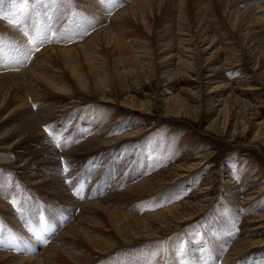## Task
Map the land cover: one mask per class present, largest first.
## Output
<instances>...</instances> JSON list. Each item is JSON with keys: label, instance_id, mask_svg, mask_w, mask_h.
I'll return each mask as SVG.
<instances>
[{"label": "rangeland", "instance_id": "374dc122", "mask_svg": "<svg viewBox=\"0 0 264 264\" xmlns=\"http://www.w3.org/2000/svg\"><path fill=\"white\" fill-rule=\"evenodd\" d=\"M95 1L40 0L21 17V0H2L0 11L8 18L15 15L17 26L0 19L12 30H0V77L31 67L48 47L71 48L85 43L103 25L100 15L110 18L138 0H113L114 6ZM258 2L263 11L264 0H244L241 9L252 14ZM92 3L99 9L95 14L89 10ZM189 5L185 12L194 30L198 6ZM178 12L180 9L168 6L156 13L150 19L155 30L151 36L141 26L128 36L130 42L144 34L151 42L148 65L136 62V67H131L138 69V79H129L130 95L149 101L150 112L131 111L115 101L113 94L102 99L74 85L70 97L44 89L37 96L30 94L34 113L53 112L60 105L65 111L42 126L43 137L35 135L13 149L0 148V201L7 207L5 210L0 203V252L39 256L48 247L65 242L66 250L93 254V264H264V221L259 219L264 216V133L260 132L264 128V80L258 75L264 65L256 71L253 57L232 51L241 50L240 37L215 10L216 15L206 12V19L211 21L208 25L214 36L232 43L226 49L231 56L225 60H231V66L211 78L208 66L199 73L191 70L181 74L183 66H176L179 59L184 63L195 57L193 62L198 63L201 54L178 49L176 33L166 31L168 34L161 32L163 37L157 36L165 25L178 24ZM39 33L46 38H37ZM162 38L169 42L167 53L177 58L162 59ZM259 39H264V32ZM237 59L241 62H233ZM216 63L213 66H221ZM140 70H145L146 76ZM173 70L176 73L172 77ZM167 75L171 77L168 81L164 77ZM67 78L73 81L69 75ZM174 97H179L190 112H173L168 100ZM18 118V114L0 113V134L16 129ZM88 142L100 145L89 152L75 153ZM52 149L57 158L50 153ZM29 155L32 164L20 169L18 166L24 164L20 157ZM4 159L14 163H1ZM196 162L201 164L194 167ZM162 173L168 176L167 184L151 196L130 194L133 186ZM86 202L141 217L186 203L192 205L186 218L174 220L158 237L137 239L127 245L109 229L105 214L87 215L103 225L92 229L84 223L83 229L92 236L120 243L100 255L81 239L55 242L61 232L75 224L82 214L80 205ZM240 239L255 244L238 255L235 248ZM43 259L44 264L49 263V258Z\"/></svg>", "mask_w": 264, "mask_h": 264}, {"label": "bare ground", "instance_id": "6f19581e", "mask_svg": "<svg viewBox=\"0 0 264 264\" xmlns=\"http://www.w3.org/2000/svg\"><path fill=\"white\" fill-rule=\"evenodd\" d=\"M93 1L96 2L95 0ZM204 1H206V3ZM252 1L254 0H251V2ZM243 3L244 0H138L132 5H128L126 8L118 11L110 18L105 14H102L103 16L100 15V11L99 15L101 16V24L103 25L100 26L99 30L92 34V36L85 43L71 48H60L56 46L48 47L38 55V58L34 61L31 67L23 70L19 74H11L0 77V113L4 114L8 112L9 115H19V118L17 119V124L19 123V125L16 129L0 134V148L5 150L13 149L16 146L22 145V143L31 139L33 136L35 137V135L43 137L44 132L43 130L41 131L42 126L51 119L56 118L59 113L65 111L64 105H60L61 107L59 106L57 109L55 108L56 111L53 112H47L44 110L34 113L31 109L28 98L30 94L37 96V94L40 93L39 91L42 89H44L42 91H45L46 93L49 92L55 95L58 94L70 97L74 93V85L85 94L92 92L93 94L100 96L102 99H107L108 96L113 94L115 95V101L121 102L124 107L130 109L131 111L138 110L141 112H150L152 104L149 101L141 100L130 95L132 90L129 79L135 76L136 79H138L136 74V70L138 69H132L131 67L134 65V67H136V62L138 64L148 65L146 62L150 56V50H152L150 48L151 42L146 38L147 36H144V34H141L142 37L139 39H133V41L130 42L128 41V36L131 32L137 30L139 28L138 26L142 27L145 34L151 36L155 30L154 26L150 23V19L156 13L158 14V12L165 10L168 6L180 9V13L178 12V24L175 27L165 25L161 28L160 32H157V36L160 38L163 37L161 36V32L165 33L166 31H170V35L176 33L174 36L177 38L179 37L178 39L176 38L179 41L177 43L178 49L188 52H192L193 50L199 51L201 54L200 57L198 55V63L193 62L195 57L190 58L192 61L188 60L187 62L184 61V63L181 59H179L176 66L178 68L183 66V73L181 74H187L191 70L199 73V70L208 66L207 70H209L208 72L211 74L208 77L211 78L218 74L219 71L227 70L231 66V60H229L230 62L225 60H227V56H231V53H227L228 50L226 49L232 45V43H224L223 37L219 38L218 36H214V30L208 25L211 21L206 19V12H211L216 15L215 10L219 11V13L223 15V19L228 22L230 28L240 37L241 41L239 42V46H241V50L233 49L232 51L242 55L247 54L253 57L255 70L257 71L264 65V48L262 47L264 46V39H259V35L264 32V10L262 11V9H260L261 4L258 2L253 5V9H255L253 13L247 14V11L245 12L241 9ZM189 4L198 6L196 9H198L199 15L195 18L196 24L193 26L194 30H191L192 25L189 24L190 18H188L187 13L185 12ZM89 10L93 14H95L94 12L97 13V10H99L97 3L91 5ZM207 18H209V16ZM107 20H111L109 24H106ZM216 26L218 27L217 24ZM9 28L10 27L7 23L0 21V30L7 33V31L10 30ZM10 31L12 32V30ZM162 42L165 43L163 44ZM191 43V47H186ZM180 45L185 46L182 48ZM168 46L169 42L167 39L163 40L162 38L160 44L161 53L163 51V54H161L163 55L162 59H166L168 56V59L176 56L173 54L169 55L167 53ZM106 53L109 54V57ZM202 56H209L210 58L204 59ZM237 60H234L233 62H241V60ZM214 62H217L216 64H220L221 66H213ZM112 63L114 65L113 68L111 67ZM60 67L62 68L59 69ZM209 67L211 69H209ZM111 68L114 69V71H112ZM172 73L175 74V70L171 72V76L173 75ZM140 74L146 76L145 70H140ZM68 75L71 79H73L71 83L68 81ZM258 75L259 77L263 76L264 80V70L263 72L258 73ZM164 77L167 81L171 79L169 75ZM229 87L230 85L226 82L225 88L228 89ZM89 88H91L92 91H88ZM215 91L216 90H214V92ZM179 99V97L175 99L172 98L168 101H170L169 104L173 112L177 114H184L185 111L189 110L184 102L179 101ZM242 103L249 106L247 102ZM56 104L58 105V103ZM174 104L176 108L171 106ZM194 114L195 113H193V116ZM260 132L264 133V128L260 129ZM99 145L100 144H96L95 142H88L85 147L75 151V153L80 154L89 152L94 150L96 147H99ZM50 153L53 155V158L58 157V154L54 149L50 150ZM20 159L24 161L23 165L18 166L20 169L32 164L31 155L27 157L21 156ZM1 163L12 164L14 162L4 159ZM200 164V162H196L193 166L197 167ZM178 170L182 172L186 171V169L183 168H179ZM178 176H180V174H178L177 177ZM167 181L168 176H165L162 173L153 179L143 180L138 185L133 186L131 190L129 189L130 194L136 197H143L147 195L151 196V194L165 186ZM0 203L6 210V205L3 204L2 201H0ZM191 205L192 204L190 203H186L158 213L148 214L141 217L125 210H111L110 208L108 209L103 207L96 202L82 203L80 205L82 214L78 217L75 224L69 226L67 231H63L59 234V236L55 239V242L58 240L59 243L60 239L65 240V238H72L74 241H79L81 239L82 242H86V244L89 245L94 252L100 255L106 254L120 245L119 241L127 245L137 239H150L158 237L160 234L164 233L162 232L163 230L168 229L174 220H182L183 218H186L188 213L191 211ZM99 213H103V215L105 214L110 226L109 229H111L114 234L120 238L119 241L114 242V240H104L103 238L92 236L91 232L88 233V231L83 229L84 223H88L91 227H93L92 229H94V226L97 227L99 225H103L100 224L101 222L96 221L94 217H87V215L99 216ZM259 219L260 221H264V216H259ZM103 223L105 224V222ZM254 244L255 242L240 239L235 250L238 252V255H241L242 252L247 250L249 247H252ZM72 250H66L65 242H63L62 245L54 244L48 247L39 256L35 255L22 257L15 256L10 252H0V264H44L43 258H49L48 264H55L59 262L68 264H93L95 257H93V254L88 251L77 253ZM62 256L67 259H60Z\"/></svg>", "mask_w": 264, "mask_h": 264}, {"label": "snow or ice", "instance_id": "6c2138e0", "mask_svg": "<svg viewBox=\"0 0 264 264\" xmlns=\"http://www.w3.org/2000/svg\"><path fill=\"white\" fill-rule=\"evenodd\" d=\"M0 2H2V0H0ZM102 3L108 5V4H112V6H114L113 4V0H101ZM40 3V0H21L20 4H19V15L21 17H24L27 15L28 10L30 7H33L34 5ZM0 19H8V22L10 24H13L14 26H17V17L14 15L11 18L6 17L2 11H0ZM25 35H27V33H25ZM37 38H46L44 33H39V36ZM70 38V37H69ZM27 55V53L25 54ZM2 58H0V63H2ZM45 131H48V129L46 128ZM53 139H55V137L53 136ZM57 147H60V144L57 142L56 143ZM65 171H67V168H65Z\"/></svg>", "mask_w": 264, "mask_h": 264}]
</instances>
